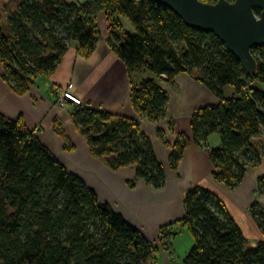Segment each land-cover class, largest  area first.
Returning <instances> with one entry per match:
<instances>
[{
	"label": "trees",
	"instance_id": "obj_1",
	"mask_svg": "<svg viewBox=\"0 0 264 264\" xmlns=\"http://www.w3.org/2000/svg\"><path fill=\"white\" fill-rule=\"evenodd\" d=\"M104 13L110 19L108 44L129 74L149 70L154 76L131 81L136 117L70 101L73 121L92 154L112 170L134 166L129 187L143 179L163 188L167 171L142 120L166 119L169 94L162 84L179 73L194 74L219 103L196 108L190 134H179L173 144L159 130L171 148L169 165L176 170L194 143L208 151L216 181L230 190L240 186L248 170L264 161V45L252 49L258 68L250 74L215 33L186 25L153 0H19L7 14V25H0L4 83L25 94L39 76L57 70L73 43L89 56L102 39ZM214 133L220 135L217 146L208 139ZM256 187L264 198V176ZM183 203L177 223L189 227L195 243L182 264H264V239L250 245L217 193L196 185ZM250 212L264 237L263 202L254 200ZM177 233L165 224L159 237L170 241ZM155 249L140 228L101 201L21 120L0 112V264H155Z\"/></svg>",
	"mask_w": 264,
	"mask_h": 264
},
{
	"label": "crops",
	"instance_id": "obj_2",
	"mask_svg": "<svg viewBox=\"0 0 264 264\" xmlns=\"http://www.w3.org/2000/svg\"><path fill=\"white\" fill-rule=\"evenodd\" d=\"M123 21L127 23L128 20ZM99 25L102 39L89 57L80 54L73 43L57 70L43 76L45 80L41 85L35 83L25 94L14 93L0 76V112L11 120H21L70 171L85 180L101 201L109 203L147 236V232H157L160 225L182 218L184 194L191 187L199 185L223 199L250 242L262 240L255 237L258 234L255 227L258 229V226L248 208L254 200L257 180L264 176V161L250 168L243 182L234 190L214 179V165L208 152L194 143L185 150L176 170L169 165L171 148L160 139L159 130L166 132L168 142L173 144L179 134H190L191 117L196 108L219 103V99L194 74L179 73L172 82L162 84L169 94L166 119L156 123L142 120V130L152 140L158 159L167 171V182L163 188L154 189L143 179L135 187H129L128 181L136 176L134 166L112 170L104 161L92 155L88 140L81 135L73 121V104L69 101L66 108L57 106L56 89L72 83V90L82 103L136 117L130 98L131 81L138 82L147 74V70L129 74L124 62L108 44L109 21L99 20ZM130 25L126 26L128 31ZM0 73H3L1 64ZM172 122L174 131L169 130ZM219 144L220 141L216 140L213 146Z\"/></svg>",
	"mask_w": 264,
	"mask_h": 264
},
{
	"label": "water",
	"instance_id": "obj_3",
	"mask_svg": "<svg viewBox=\"0 0 264 264\" xmlns=\"http://www.w3.org/2000/svg\"><path fill=\"white\" fill-rule=\"evenodd\" d=\"M153 1L171 9L186 25L215 33L248 73H256L258 62L252 49L264 45V0Z\"/></svg>",
	"mask_w": 264,
	"mask_h": 264
},
{
	"label": "rangeland",
	"instance_id": "obj_4",
	"mask_svg": "<svg viewBox=\"0 0 264 264\" xmlns=\"http://www.w3.org/2000/svg\"><path fill=\"white\" fill-rule=\"evenodd\" d=\"M68 2H78L81 3L85 0H67ZM19 0H0V25L2 27H5L7 25L6 22V18H7V14L9 13V11H12L13 9H15V7L17 6ZM99 20H110L108 18V16H106V14H102L99 18ZM122 20H128L126 18H123ZM126 24V26H128V24L130 25V23L127 21L123 22ZM128 31V30H127ZM80 53V52H79ZM89 57V56H88ZM1 64V62H0ZM2 67V64H1ZM0 76H2V74L0 73ZM148 76H154L153 73H151L149 70H147V74H144V77H148ZM2 78V77H1ZM45 80V77L43 76H39L36 79V83L41 85V83ZM139 82V81H138ZM169 82V81H168ZM164 83H166L164 81ZM72 84V83H69ZM68 86L67 85H62L59 86V90H62L64 88H66ZM232 91V88L228 87L226 89V92L228 94H230V92ZM56 95H57V102L56 105L60 106L62 108H66L69 101H66L65 105L62 106L61 104V100L63 99L62 95L60 94V92H58V89L56 90ZM62 97V98H61ZM79 99L80 97L77 96ZM81 100V99H80ZM82 103V101H81ZM176 127V125H175ZM169 130L172 131L170 129V125H169ZM182 134V133H181ZM83 136V135H82ZM86 138V137H85ZM210 138V139H209ZM209 143L213 146L215 141L217 140L218 142L220 141V135L217 133H214L212 135L209 136ZM87 139V138H86ZM264 140V139H262ZM89 144V143H88ZM199 147V146H198ZM201 148V147H200ZM70 150H72V147L70 148ZM66 151V150H65ZM91 151V149H90ZM208 152V151H206ZM67 153V152H66ZM92 153V152H91ZM93 155V154H92ZM94 156V155H93ZM102 161H104L106 163V161L102 158H100ZM261 165V164H260ZM78 165L76 164L75 167H77ZM72 167V166H70ZM259 179V178H258ZM139 181V179L137 180V182ZM258 181V180H257ZM223 184V183H222ZM189 190V189H188ZM187 190V191H188ZM186 194V193H185ZM184 194V195H185ZM254 200H259L262 201L264 204V198L262 196H260L258 194L257 191V187L255 190V194L253 196ZM253 200V202H254ZM252 202V203H253ZM252 203L249 205L248 208V212L249 214L252 216L251 212H250V208ZM181 220V218L175 219V220H170L168 224H172V227H174V229L177 230V234L174 235V238H168L170 241H168L166 238L163 239V237H159L160 234V230L161 227L164 225H160L158 228V231L155 232H147L149 239L151 240V242H153L155 244V255H154V263L155 264H182L183 259L185 258V256L187 255V253L190 251V249L194 246L195 243V237L193 236V234L191 233L190 229L188 226H183L182 223H177ZM250 221V219H249ZM255 221V220H254ZM177 223V224H176ZM256 223V222H255ZM246 224V221H245ZM174 225V226H173ZM248 225V224H247ZM254 225V224H252ZM257 225V223H256ZM258 226V225H257ZM171 228V227H170ZM255 231L256 233H258L255 237H260L264 239V237H262V233L260 231V228L258 227V229L255 227ZM260 232V234H259ZM253 237V238H255ZM256 242H250V245L255 244Z\"/></svg>",
	"mask_w": 264,
	"mask_h": 264
},
{
	"label": "built area",
	"instance_id": "obj_5",
	"mask_svg": "<svg viewBox=\"0 0 264 264\" xmlns=\"http://www.w3.org/2000/svg\"><path fill=\"white\" fill-rule=\"evenodd\" d=\"M72 87H73V84H68V86L66 88H64L63 91L59 90V88H57L58 92H60V94L63 97V99L61 100L62 106L65 105L66 101H73L75 103H81V100L77 97L76 94H74Z\"/></svg>",
	"mask_w": 264,
	"mask_h": 264
}]
</instances>
